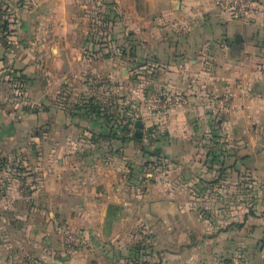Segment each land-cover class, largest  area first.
Masks as SVG:
<instances>
[{
  "label": "crops",
  "instance_id": "0c3cea01",
  "mask_svg": "<svg viewBox=\"0 0 264 264\" xmlns=\"http://www.w3.org/2000/svg\"><path fill=\"white\" fill-rule=\"evenodd\" d=\"M4 3L7 12L2 16L10 41L6 49L0 42V58L12 60V46L22 55L20 61H0V69H16L23 82L20 87L27 92L16 117L0 108V264H121L131 229L150 217L155 223L178 222L179 202L157 200L160 184L129 195L125 168L131 159V124L125 119L120 127L104 123L86 104L76 103L87 96L95 95L98 102L111 96L108 87H113L120 61L107 52L115 49L119 36L122 41L117 44L123 49L130 50L135 39L142 56L162 60L155 61L160 64V71L155 70L159 94L188 96L184 106L157 103L161 118L166 116L160 125L168 132L158 142L166 155L186 163V172L194 178L210 175L195 167H201L206 157L192 155L191 134L220 122L226 131L236 133L234 144L240 148L236 162L251 167L236 171V176L264 177V17L229 18L214 0ZM236 35L240 41H235ZM125 72L124 65L121 74L127 78ZM4 80L0 77V86ZM223 95L229 100L220 105L217 101ZM215 96L219 98L211 102ZM147 99L143 94L142 100ZM213 111L221 115L214 124ZM189 119L194 120L192 125ZM125 125L129 131L117 135L126 138L109 135L113 127L119 131ZM112 204L119 209L108 222ZM56 218L82 229L88 248L69 251L52 227ZM189 220L186 226L195 230L194 220ZM249 221L253 227L245 240L250 263L264 264L255 244L264 239V218ZM233 234L227 230L196 238L188 234L186 264H225L221 256L237 251Z\"/></svg>",
  "mask_w": 264,
  "mask_h": 264
},
{
  "label": "rangeland",
  "instance_id": "374dc122",
  "mask_svg": "<svg viewBox=\"0 0 264 264\" xmlns=\"http://www.w3.org/2000/svg\"><path fill=\"white\" fill-rule=\"evenodd\" d=\"M0 5L7 12V8H3L5 7L4 0ZM2 15L4 14H0V42L6 49L10 41L7 35L9 30L8 27L7 29L1 28L2 21L6 19ZM4 31L7 32L3 33ZM121 38V36L117 37L114 42L115 49L107 52H112L114 61H120L115 66L113 87H108L111 96L106 99L107 96L103 97L102 94L104 101L101 102H98L99 99L95 95L87 96L83 101L81 99L76 103H82V106L89 103L100 104L101 113L98 116L104 123L108 119L113 123V126L121 124L123 119L125 121L130 119L131 159L126 160L129 161V165L125 168V179L129 186L130 196L138 189L142 191L148 185L156 186L158 183L160 184L156 190L158 201L173 198L180 204L179 213L176 216L179 219L178 222L166 224L164 221L157 220L155 223L150 217L148 221L141 222L143 224L132 227L131 240L127 243V249L121 257V264H139L137 261L142 264H186L187 246L191 245L190 242L187 243L188 234L196 238L197 234L200 236L217 235L221 230H227L228 233L235 232L233 237L237 236L235 240L237 242L236 254H232L230 257L221 256L222 261L225 264H252L249 260V246L246 245L245 240L248 236L245 234H249L252 231L250 228L253 227L248 220L264 218V177L236 176V171H243L251 167L245 162H236V156L240 155L237 152L240 148L236 149L234 144L236 133L226 131V128L220 126V122L217 124L218 126H211L203 133L199 131L197 134H191L194 136L191 139L194 140L195 148L192 150V155L206 157L204 163H201V167H195L198 170L199 168L206 169L211 173L210 175L202 177L197 175L194 178L190 175L192 172H186V163H178L177 160L166 155L158 143L168 132L160 125V121L164 120L166 116L162 115L163 118H161L157 103L160 104L161 101L167 99V96L159 94L158 78L155 76V70L160 68V64H155V61L162 60L152 55L142 56L139 53V44L133 42L135 39H132L130 50L123 49L121 45L117 44L121 43ZM10 48L13 54L12 60H8L4 55L0 61H20L19 57L22 55V51H18L14 46ZM36 61H42V59L36 58ZM122 61H126L128 64L121 63ZM142 61L149 62L144 66ZM124 65L127 70V73L125 72L127 78L121 74V67ZM164 68L167 72L171 71L169 67ZM145 76L146 81L142 82ZM0 77L5 79L4 84L0 86V108L3 107L5 112L12 113L16 117L18 115V113L16 114L17 108L20 105L22 107L25 105L24 97L27 92L26 89L20 87L23 85L21 75L16 69L7 67L0 69ZM126 80H129L130 88ZM123 81L125 82L124 87ZM103 86L100 89H102V93H105L107 88L106 85ZM98 92L101 93L99 89ZM143 94H146L148 98L145 102L142 100ZM218 98L219 96L213 97L211 102ZM142 106L147 108H145L147 113L144 115L141 110V108L144 109ZM212 113L211 121L213 124L218 123L217 119L221 115L214 111ZM189 120L192 125L194 120ZM142 121H145L146 124L145 122L143 124ZM115 133L121 134L120 131H115ZM133 133H136L138 137H133ZM242 135L243 142L245 136ZM100 147L102 146L99 145L98 148ZM119 149L120 147L117 148V150ZM261 167L264 168V163ZM134 196L136 200L137 197ZM153 217L156 218L154 215ZM189 219L194 220L195 230L186 226ZM59 225H65L84 238L82 229L74 228L65 219L58 221L56 218L52 227L61 235L63 243L68 250L70 249L69 251L75 252L88 248L87 242L84 240L80 247L75 250L71 249ZM204 227H206V231H204ZM161 235L164 236V241L159 240ZM176 236L181 239H175ZM191 240L193 241L192 237ZM255 244L260 256L264 258V239L260 238Z\"/></svg>",
  "mask_w": 264,
  "mask_h": 264
},
{
  "label": "built area",
  "instance_id": "2783aa9c",
  "mask_svg": "<svg viewBox=\"0 0 264 264\" xmlns=\"http://www.w3.org/2000/svg\"><path fill=\"white\" fill-rule=\"evenodd\" d=\"M217 8L221 13L229 18H238L241 20H250L258 16L264 17V0H214ZM229 98L223 95L218 99L220 105H225ZM189 102L188 96L185 93L171 94L161 102L162 106L173 105H187ZM60 230L63 231L64 236L71 249L75 250L84 243V238L78 235L75 231L59 225Z\"/></svg>",
  "mask_w": 264,
  "mask_h": 264
},
{
  "label": "trees",
  "instance_id": "16d2710c",
  "mask_svg": "<svg viewBox=\"0 0 264 264\" xmlns=\"http://www.w3.org/2000/svg\"><path fill=\"white\" fill-rule=\"evenodd\" d=\"M0 14H5V10L4 9H2L1 7H0ZM7 20L6 19H4L3 21H2V25H1V28L3 29V28H5V29H7ZM100 105V104H99ZM99 105H94V104H92V103H89V104H86V106H85V108L87 109V110H90L91 112H93V113H95V114H97V115H99L100 114V111H101V108H100V106ZM106 122H108V123H111L110 121H108V119H106ZM126 124H131V121H130V119L129 120H127V123ZM118 125V124H117ZM121 125L119 124L118 125V127H120ZM116 127H113L112 129H110V133H109V135H112L113 137H115V138H120V139H123V138H126V136H123V135H117V134H119V133H115V131H118V128H116ZM113 130H115V131H113ZM119 131L122 133V132H125V133H127L129 130H127V127H126V125L125 126H123V127H121L120 129H119ZM130 131H131V129H130ZM130 131H129V133H130ZM128 137H129V135H128ZM133 137H135V138H137L138 136L136 135V133H133ZM130 138V137H129ZM119 209V207H118V205H109L108 206V211H107V213H106V219H107V221L108 222H111V219H112V217L114 216V215H116V213H117V210ZM139 262V264H142V263H140V261H137V263Z\"/></svg>",
  "mask_w": 264,
  "mask_h": 264
},
{
  "label": "water",
  "instance_id": "95a60500",
  "mask_svg": "<svg viewBox=\"0 0 264 264\" xmlns=\"http://www.w3.org/2000/svg\"><path fill=\"white\" fill-rule=\"evenodd\" d=\"M235 41H240V36L236 35ZM137 123L139 124V122L137 121Z\"/></svg>",
  "mask_w": 264,
  "mask_h": 264
}]
</instances>
